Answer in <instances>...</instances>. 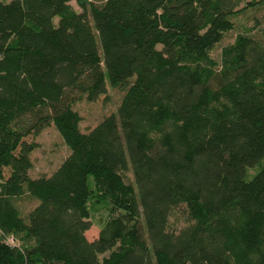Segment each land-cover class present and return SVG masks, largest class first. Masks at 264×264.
<instances>
[{
  "label": "trees",
  "instance_id": "16d2710c",
  "mask_svg": "<svg viewBox=\"0 0 264 264\" xmlns=\"http://www.w3.org/2000/svg\"><path fill=\"white\" fill-rule=\"evenodd\" d=\"M70 1L0 0V264H264V42L209 55L254 2ZM106 82L115 112L80 131ZM49 125L68 153L31 177Z\"/></svg>",
  "mask_w": 264,
  "mask_h": 264
},
{
  "label": "rangeland",
  "instance_id": "374dc122",
  "mask_svg": "<svg viewBox=\"0 0 264 264\" xmlns=\"http://www.w3.org/2000/svg\"><path fill=\"white\" fill-rule=\"evenodd\" d=\"M7 1V0H6ZM88 3L98 5V1L86 0ZM254 5L246 8L240 14L233 17V26L230 30L225 31L218 43L214 44L209 51V55L219 60V53L222 46L232 42L234 36L239 32H248L251 36L264 42V0H252ZM75 11H80L75 0L69 2ZM88 7V6H87ZM88 9V8H87ZM88 11V10H87ZM125 86H109L106 82L105 93L98 96L94 101H86L84 98L73 104V109L77 111L80 121L79 129L85 132L92 128L104 116L114 113L119 100L124 92ZM36 147L30 153L31 168L28 171L29 176L36 177L39 175L50 174L61 160L68 153L61 137L52 125L42 129L34 138ZM125 182L133 184V179L129 170L122 174ZM34 204L33 201L23 198L19 206L23 210L29 209ZM118 211L114 208L103 209L90 215L91 226L85 232L88 240L93 239L99 228L106 220ZM186 214L183 206H180L171 213L169 218V227L178 230L186 222ZM9 238V237H8ZM19 242V241H18ZM21 244V243H20Z\"/></svg>",
  "mask_w": 264,
  "mask_h": 264
},
{
  "label": "built area",
  "instance_id": "2783aa9c",
  "mask_svg": "<svg viewBox=\"0 0 264 264\" xmlns=\"http://www.w3.org/2000/svg\"><path fill=\"white\" fill-rule=\"evenodd\" d=\"M7 241H8V243H12V238L11 237H9V238H7Z\"/></svg>",
  "mask_w": 264,
  "mask_h": 264
}]
</instances>
